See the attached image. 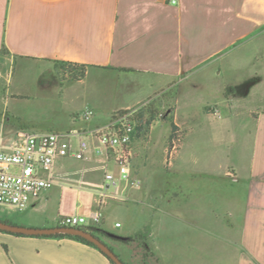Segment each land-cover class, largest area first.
Here are the masks:
<instances>
[{"label":"crops","instance_id":"1","mask_svg":"<svg viewBox=\"0 0 264 264\" xmlns=\"http://www.w3.org/2000/svg\"><path fill=\"white\" fill-rule=\"evenodd\" d=\"M263 36L264 0H0V149L10 150L22 132L68 133L74 149L81 139L89 145L81 159L57 158L53 185L24 210L4 206L0 219L44 228L60 226L66 215H85L82 226L95 228L135 264L146 255L148 264H264V111L249 112V161L229 160L218 172L199 163L188 169L183 160H198L183 159L182 151L188 133L220 107L204 104L200 120V112L180 109L182 88L225 97L228 84L215 82L228 56ZM58 61L85 65L84 76L59 74ZM158 94L174 97L157 110L184 128L179 153L166 169L171 129L166 118L155 119L146 139L133 135L131 176L122 178L112 157L97 153V130L115 112ZM88 110L92 115L84 116ZM217 144L228 152L229 139ZM115 209L127 225L110 219ZM139 232L142 238L130 243L109 236ZM0 264L113 263L75 239L0 231Z\"/></svg>","mask_w":264,"mask_h":264},{"label":"rangeland","instance_id":"2","mask_svg":"<svg viewBox=\"0 0 264 264\" xmlns=\"http://www.w3.org/2000/svg\"><path fill=\"white\" fill-rule=\"evenodd\" d=\"M255 56H258L256 63L253 62ZM222 67L224 72L221 77L216 78L215 84L219 81L228 84L225 97H217L215 93H204V91L199 89H192L193 92L190 94L187 93V88H182L181 110L189 108L197 114L201 111L200 109H202L201 107L204 104L207 107L206 109L208 107L215 109L220 107V113L217 111L212 112V115L209 116L211 122H209V117L203 118L205 122L202 127L196 125L198 127L195 126L194 130L187 135V144L183 148L182 158H190L195 155L198 160L195 164L183 160L184 165L187 163V168L190 170L195 168L194 166L199 163L201 165H210V168L214 167L216 171L221 172L223 166L229 160L236 163V166H243L244 162L249 161L252 155L254 121L249 117V112L252 110L258 112L264 111V36L258 44L252 42L230 54ZM61 73L70 75V72L66 69L62 70ZM256 75H259V77H256ZM189 83L190 81L184 85L191 86ZM168 98H171V103H175L174 97H170L168 94H158L142 102L149 100V105L146 108L152 106V111H155V119L163 120L165 119V115L160 117L156 111H158L157 109H164L163 107L167 106L166 102ZM221 102L226 104L225 108L222 107ZM226 108L230 109V113L226 111ZM161 111L164 112V110ZM140 113L135 114V118L138 119ZM201 115V112L200 115H196L199 117V120ZM165 125L168 130L171 129V122L169 120L165 122ZM228 129H230L229 132ZM177 130V134L181 139L180 142L176 140L177 148H171L168 141L165 145L166 161L164 162V167L166 169H170V163L174 160L175 155L179 153L178 149L184 138V128L177 127ZM143 136L144 139L147 138L145 135ZM223 136L229 139L228 152L222 151V146L217 144V139ZM9 170L18 172L19 166L12 165ZM160 195L163 196V193ZM1 208H4V206H0ZM110 215L111 220H119L124 225H127L123 216L125 214L121 210L115 209L111 211ZM123 228L119 229L122 231ZM111 246L126 264H135L134 259L130 260L131 258H127L117 246ZM148 260L147 258H142V261L139 259L140 263L138 262V264H148Z\"/></svg>","mask_w":264,"mask_h":264},{"label":"built area","instance_id":"3","mask_svg":"<svg viewBox=\"0 0 264 264\" xmlns=\"http://www.w3.org/2000/svg\"><path fill=\"white\" fill-rule=\"evenodd\" d=\"M166 1L172 5L179 3V0ZM148 105L149 100L129 109L117 111L113 114L110 123L97 130L102 143V146L97 148V153L111 156L119 166L122 178L129 179L131 176L134 157L133 135L139 125L135 114L140 113ZM157 112L160 117L165 115L163 111ZM92 113L91 110L85 111L84 116H90ZM88 146V142L81 139L74 149L68 133L55 131L20 133L12 140L10 150L0 149V206L26 209L33 198L39 197L43 190L53 185L52 168L55 160L66 156L81 159ZM170 147L177 148V142L173 140ZM12 165L19 166L20 171H10ZM41 171L51 174L46 176ZM106 180L115 182L113 173H106ZM101 216L100 209L93 213L92 219L95 225L101 222ZM87 222L85 215L77 214L63 216L59 221L60 226L69 227L84 225Z\"/></svg>","mask_w":264,"mask_h":264},{"label":"trees","instance_id":"4","mask_svg":"<svg viewBox=\"0 0 264 264\" xmlns=\"http://www.w3.org/2000/svg\"><path fill=\"white\" fill-rule=\"evenodd\" d=\"M56 67L58 69V73L59 74H62L61 72L64 69L69 71L70 72V76H71L72 79H79V78L83 77L84 74H85V71H86V66L85 65H80V64H77V63L69 62V61H58L56 63ZM150 108H152V106ZM152 109L150 111H148V112L147 111L146 112L142 111L140 113V119L138 120L139 125L137 127V131L135 132L136 136L146 135L148 133V131L150 129V126H151V123L155 120V111H152ZM147 113L149 115L145 116ZM156 113H157V111H156ZM165 118L167 120H170V118L168 117V112L167 111H165ZM177 127L178 126H176L173 122L171 123V134H170V137L168 139L169 145H172L173 140H175V141L178 140V142L181 141V139L179 138V135L177 134L178 133ZM1 221L12 223L9 220H1ZM75 227H80V228L85 229L86 231L92 232L94 234L96 233V229L93 228V227H87V226H82V225L75 226ZM0 231L7 232V231H3V230H0ZM12 234H15V235H18V236H25V234H21V233H12ZM104 234H108V231H104ZM40 236H42V237H53V238H66L67 237V238H71V239H75V240L81 241L83 243H87V244L92 245V246L98 248L99 250H101L91 240H89L88 238H86V237H84L82 235H78V234L61 232V233H54V234H50V235H40ZM142 236H143V233L139 232V233H136L133 236L126 237L123 241L126 242V243L138 241V240H140L142 238ZM6 250L8 251L7 247H6ZM145 258H147V255L144 256V259ZM111 262L113 264H115L112 260H111Z\"/></svg>","mask_w":264,"mask_h":264},{"label":"water","instance_id":"5","mask_svg":"<svg viewBox=\"0 0 264 264\" xmlns=\"http://www.w3.org/2000/svg\"><path fill=\"white\" fill-rule=\"evenodd\" d=\"M0 230L7 231L9 233H21L25 235H36V236L50 235L61 232L82 235L88 238L89 240H91L93 243H95L102 250V252H104L115 264H126L119 257V255L99 236L95 235L92 232L86 231L85 229H82L80 227H69V226H55V227H44V228L26 227L0 220ZM109 236L120 240H124L126 238L124 236L115 233H109Z\"/></svg>","mask_w":264,"mask_h":264},{"label":"flooded vegetation","instance_id":"6","mask_svg":"<svg viewBox=\"0 0 264 264\" xmlns=\"http://www.w3.org/2000/svg\"><path fill=\"white\" fill-rule=\"evenodd\" d=\"M95 235H97V233H95ZM97 236H99V235H97ZM101 239H102V237L101 236H99ZM103 240V239H102Z\"/></svg>","mask_w":264,"mask_h":264}]
</instances>
